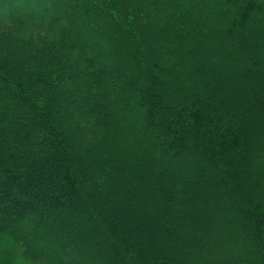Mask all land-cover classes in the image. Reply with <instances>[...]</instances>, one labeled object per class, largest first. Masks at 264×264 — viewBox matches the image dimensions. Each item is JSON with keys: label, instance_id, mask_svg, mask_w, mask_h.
I'll list each match as a JSON object with an SVG mask.
<instances>
[{"label": "trees", "instance_id": "obj_1", "mask_svg": "<svg viewBox=\"0 0 264 264\" xmlns=\"http://www.w3.org/2000/svg\"><path fill=\"white\" fill-rule=\"evenodd\" d=\"M0 235L264 264V0H0Z\"/></svg>", "mask_w": 264, "mask_h": 264}, {"label": "rangeland", "instance_id": "obj_2", "mask_svg": "<svg viewBox=\"0 0 264 264\" xmlns=\"http://www.w3.org/2000/svg\"><path fill=\"white\" fill-rule=\"evenodd\" d=\"M204 187L208 189V198L210 200L215 199L216 197L214 195V191L213 190L210 191L209 187L200 184L198 185V187H193V188L199 190V189H204ZM41 240L45 243L47 248L49 249L53 248L51 237L44 236L43 238H41ZM77 261L78 260L75 257H72L70 259V263ZM0 264H49V263L45 261L32 263V261L26 259V257L17 250L16 245L9 236L0 235Z\"/></svg>", "mask_w": 264, "mask_h": 264}]
</instances>
